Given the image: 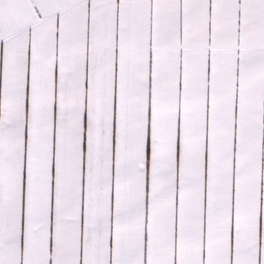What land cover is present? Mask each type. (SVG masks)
<instances>
[{
    "label": "snow or ice",
    "instance_id": "1",
    "mask_svg": "<svg viewBox=\"0 0 264 264\" xmlns=\"http://www.w3.org/2000/svg\"><path fill=\"white\" fill-rule=\"evenodd\" d=\"M0 264H264V0H0Z\"/></svg>",
    "mask_w": 264,
    "mask_h": 264
}]
</instances>
